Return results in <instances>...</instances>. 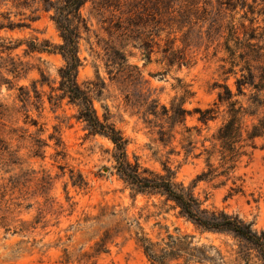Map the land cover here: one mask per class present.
<instances>
[{
	"label": "rangeland",
	"instance_id": "obj_1",
	"mask_svg": "<svg viewBox=\"0 0 264 264\" xmlns=\"http://www.w3.org/2000/svg\"><path fill=\"white\" fill-rule=\"evenodd\" d=\"M95 1L82 9L90 31L80 41L79 82L99 88L91 94L99 118L107 116L122 132L132 162L138 159L160 173L166 165L178 183L194 187L207 208L237 215L264 232V138L229 177L194 183L207 170L205 149H211L212 137L228 118L227 104L218 105L216 120L207 125L199 121L197 109L216 108L224 85L237 94L236 79L249 74L243 45L264 48V0H110L109 10L97 4L106 0ZM5 12L14 21L23 18L11 5L0 9ZM129 12L140 27L116 31L119 21L128 26ZM52 15L40 11L30 28L0 30L5 43L24 42L0 56V264H149L136 234L155 238L164 228L210 247L208 264H262L244 240L198 229L163 198L133 197L116 174L111 141L89 135L67 100L49 101L58 94L51 88L57 87L65 61L60 54L25 50L33 39L62 44ZM10 59L21 66L20 74L9 73ZM250 65L252 74H259V63ZM20 88L30 92L25 103ZM185 90L190 95L184 99ZM246 93L233 101L247 108L254 92ZM152 100L168 110L184 102L190 111L168 143L160 141L159 121L144 113L143 103ZM243 122L248 126L253 118ZM184 138L195 146L190 156ZM211 163L218 167V158ZM79 173L88 183L84 190L71 184V176Z\"/></svg>",
	"mask_w": 264,
	"mask_h": 264
},
{
	"label": "trees",
	"instance_id": "obj_2",
	"mask_svg": "<svg viewBox=\"0 0 264 264\" xmlns=\"http://www.w3.org/2000/svg\"><path fill=\"white\" fill-rule=\"evenodd\" d=\"M96 2L95 0H0V9L12 6L18 10L17 15L23 17L18 21L11 18V13H0L3 19L0 22V30H22L30 28L31 24L38 20L37 13L40 11L53 12L51 20L54 22L62 39V44L52 45L49 41L39 43L38 39L27 41L26 54H60L65 65L59 70L60 80L56 88H51L52 93H58L50 97V102L55 101V105L67 100V102L78 109L76 116L77 121L85 124L86 130L91 136L105 137L114 145V161L115 170L119 179L130 189L133 197L142 195L148 198L159 197L164 199V205L172 204V209L178 210L179 216L185 218L202 231L228 233L234 237L244 240L247 244L253 246L258 252L259 260L264 264V232H257L253 229L252 224L246 223L237 215H229L225 212H217L209 209L204 205L194 193V187H186L183 183L176 181L175 172L163 166V173L155 172L144 167L138 159L133 162L127 154L128 140L118 130L114 123L109 121L107 116L101 120L97 114L93 104V92H100L99 88L93 83L81 84L79 82V69L82 67V59L80 57V41L83 33L90 31L89 22L83 16L82 9L88 2ZM110 0L98 2V6L104 10L111 7ZM162 1L158 0V4ZM143 7H147L143 5ZM160 8L157 6V11ZM30 12L27 18H24ZM146 11V8H145ZM157 12V13H158ZM127 27H124L119 21L115 24V30H132V27H140L131 12L128 13ZM137 18H141L137 16ZM232 30V28H231ZM12 42L5 43L0 38V56L5 52H13L18 49L24 42L20 41L11 45ZM148 44H143L147 48ZM242 45V43H241ZM243 60L247 64L249 74H241L236 79L235 85L237 94L234 93L228 85L222 86L223 93H218V99L215 103L216 108L200 110L199 121L207 125L210 121L216 120V109L218 105H228V118L217 129V132L211 139V149H205L207 157V170L197 176L194 183L204 180H213L218 177H229L238 168L243 157H248L252 150L256 149V140L264 138V48L259 45L247 43L243 45ZM174 55V54H171ZM1 58V57H0ZM126 62V58H121ZM12 74H20L22 68L17 65L13 59H10ZM174 58H169V64L174 63ZM259 63V74H252L250 62ZM41 85H45V76L41 74ZM37 83H35L36 87ZM94 85V90L90 87ZM104 85V84H103ZM254 93L248 95L247 103L249 106L245 108L237 100L233 101L236 95L246 97V90ZM20 101L25 103L30 99V92L25 88H20ZM38 95V91H35ZM185 97L190 95L185 90ZM38 97V96H36ZM183 99V100H184ZM140 104V103H139ZM184 102L179 105L172 106L170 110L166 106H161L158 101L144 102L146 107L144 113L147 116H153L159 121L160 141L168 143L174 139V128L176 125H185L186 117L190 111L183 106ZM142 105V104H141ZM143 107V106H140ZM255 108V111L252 110ZM259 110H262L260 113ZM246 117L253 118V122L244 126L243 120ZM165 124H169V130L165 129ZM171 125V127H170ZM187 132L190 129L187 128ZM186 145L183 146L185 154H190L195 149L194 144L189 138H184ZM59 142H57L58 145ZM199 154L198 156H200ZM217 157L219 166L215 167L211 163V159ZM71 184L78 189H86L87 181L79 173L77 177L71 176ZM135 223L139 230L140 223ZM163 234L157 237H151L144 232H137L136 244L142 250L149 264H208L211 263L209 255L210 247L198 245L194 241V237L181 233L175 229L170 232L168 228H164ZM109 235L106 232L105 238ZM104 242V240H102ZM101 251V250H100Z\"/></svg>",
	"mask_w": 264,
	"mask_h": 264
}]
</instances>
